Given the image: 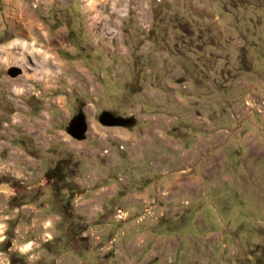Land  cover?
<instances>
[{
  "label": "rangeland",
  "instance_id": "1",
  "mask_svg": "<svg viewBox=\"0 0 264 264\" xmlns=\"http://www.w3.org/2000/svg\"><path fill=\"white\" fill-rule=\"evenodd\" d=\"M263 154L264 0H0V264L203 261Z\"/></svg>",
  "mask_w": 264,
  "mask_h": 264
},
{
  "label": "crops",
  "instance_id": "2",
  "mask_svg": "<svg viewBox=\"0 0 264 264\" xmlns=\"http://www.w3.org/2000/svg\"><path fill=\"white\" fill-rule=\"evenodd\" d=\"M9 24L12 26L11 21ZM37 27L39 28L41 26L38 25ZM50 30V27L47 26V31H44L45 36L49 37V34L51 35L52 31ZM14 32L19 35V38H24L15 30ZM31 37L35 40L34 36ZM38 49L41 50V48ZM255 154H257V152ZM246 174L249 178H252L254 182L255 196L259 202L258 208L254 212L261 218V223L254 229L255 231L250 232V230H248L244 232V239L235 238L233 235L234 232L225 226H223L220 231L209 230L207 240H209L210 243L204 247L206 253L201 254L196 252V258L202 256L204 263L196 259L193 261L194 264H264V162L262 159L255 160L254 163L248 166L246 168ZM15 209L18 210L17 207ZM48 221L49 219H45V221L41 223L42 226L37 229L39 231L38 234L43 235V242L45 243H50V241L55 239L54 236L58 235L57 232L53 230L55 227L54 225L49 227L45 225ZM28 227L30 228L31 226ZM28 244H35L38 247L44 245L42 240L38 242L34 239L31 242L30 239H26L21 247H28ZM115 261H117V263H115L118 264V260L115 259ZM125 261L128 262L129 259L127 258ZM129 263L131 264V262ZM7 264L10 263L8 262ZM110 264L114 263L110 262Z\"/></svg>",
  "mask_w": 264,
  "mask_h": 264
},
{
  "label": "water",
  "instance_id": "3",
  "mask_svg": "<svg viewBox=\"0 0 264 264\" xmlns=\"http://www.w3.org/2000/svg\"><path fill=\"white\" fill-rule=\"evenodd\" d=\"M7 74L12 78H16L22 74V69L18 66H12L8 69ZM99 122L106 127H123L132 124L133 118L114 116L110 112L104 111L99 116ZM66 132L75 140H85L87 124L85 115L81 110L70 120Z\"/></svg>",
  "mask_w": 264,
  "mask_h": 264
},
{
  "label": "bare ground",
  "instance_id": "4",
  "mask_svg": "<svg viewBox=\"0 0 264 264\" xmlns=\"http://www.w3.org/2000/svg\"><path fill=\"white\" fill-rule=\"evenodd\" d=\"M9 1H10V3L13 4V3H16L17 0H9ZM19 5H20V4H19ZM21 25H22V24L19 23V24H17L16 26H17V28L21 29ZM12 54L14 55V54H15V51H14V53L12 52ZM17 56H19V55H17ZM15 57H16V56H15ZM22 58H23V56H22ZM22 58H21V59H22Z\"/></svg>",
  "mask_w": 264,
  "mask_h": 264
}]
</instances>
